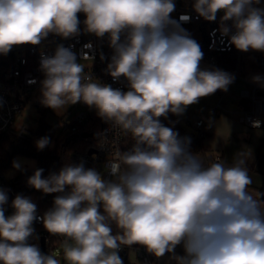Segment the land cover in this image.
<instances>
[{
    "label": "clouds",
    "instance_id": "obj_1",
    "mask_svg": "<svg viewBox=\"0 0 264 264\" xmlns=\"http://www.w3.org/2000/svg\"><path fill=\"white\" fill-rule=\"evenodd\" d=\"M260 3L194 0L192 7L208 22L221 14L218 31L237 50L264 52ZM174 11V0H0V55L14 46L41 45L50 34L80 35L81 13L84 33L107 37L113 54L106 72L113 81L123 77L127 91L85 73L80 61L94 57L84 53L78 61L71 48L58 44L52 55L41 52L39 102L54 112L83 103L134 141L112 152L108 178L83 161L47 177L36 168L28 186L58 194L43 215L29 197L17 194L6 216L8 190L0 188V264H123L119 251L132 245L158 259L167 255L174 264H264V192L251 187L250 150L235 153L231 164H206L191 150L190 137L161 122L217 90L226 92L235 79L220 69L200 68L201 47L171 17ZM252 80L264 88V77ZM252 127L259 129L260 121ZM108 131L97 138L106 139ZM49 144L47 136L36 141L41 151ZM12 167L22 170L20 159ZM35 221L64 238L62 260L30 242L39 239Z\"/></svg>",
    "mask_w": 264,
    "mask_h": 264
},
{
    "label": "built area",
    "instance_id": "obj_2",
    "mask_svg": "<svg viewBox=\"0 0 264 264\" xmlns=\"http://www.w3.org/2000/svg\"><path fill=\"white\" fill-rule=\"evenodd\" d=\"M175 11L171 13V17L176 20L180 26L188 33L192 32L191 38L195 39L193 26L203 18L197 16L193 10L194 0H174ZM81 21V34L69 39H62L59 36L50 34L49 37L42 42L41 45H21L14 46L7 56L0 55V139L10 129L18 116H20L27 102H33L37 109L50 110L51 108L44 107L40 104V81L44 78L43 73L39 70L41 52L46 55L54 54L58 44H63L65 47L71 48L76 53L78 61L82 54L87 53L94 57L91 60H81L85 65V73L91 74L94 78L104 84H109L113 88H119L127 91V81L121 77L119 81H113L112 77L107 74V64L110 62L113 54L112 49L108 46L107 37L98 39L94 35L83 32L84 15L78 14ZM187 15L190 17L188 21H182L181 16ZM217 15L215 22H206L207 30L204 34L203 44V59L200 62H207L211 65H217L218 55H234L239 57L243 52L230 45L227 37H221L219 28V18ZM229 25L231 22H228ZM91 45V47H86ZM101 55L104 59H101ZM260 66L264 71V52L260 54ZM35 81V83H29ZM255 87L250 96V108L243 113V123L251 129L253 120L260 121V128L264 127V93ZM82 109L72 120H67L65 126L72 132L77 131L78 127L88 122L90 115L95 113L94 109H90L87 105L80 103ZM215 114L219 112L215 111ZM184 122L193 127L195 130L194 138L201 140L204 136L206 122L200 115L194 114L185 118ZM259 128V129H260ZM107 132V138L103 136L97 138L88 136L82 137L83 146L79 151L74 153L73 159L75 164L83 161L86 167H94L107 177L106 164L112 159V152L118 146L122 151L130 148L134 141L131 134H124L122 131L113 128L110 124L106 125L101 133ZM90 135V133H87ZM180 137H184L179 134ZM103 146L104 148H100ZM95 157V159H93ZM220 157H215L212 162ZM17 176L7 177L5 172L0 170V188L8 190V203L4 206L5 215H11L14 209L11 207V201L17 194L29 197L35 203L33 197L25 195L24 192L17 186ZM36 204V203H35ZM37 206V215H43L44 210ZM35 234L39 236L38 240H31V243L38 244L41 248L42 239L45 238V246L48 253L60 246L63 237L51 236L43 227L42 223L35 221L33 224ZM47 253V254H48ZM119 255L123 260V264H153L152 254L148 253L145 248L139 245L123 246Z\"/></svg>",
    "mask_w": 264,
    "mask_h": 264
},
{
    "label": "crops",
    "instance_id": "obj_3",
    "mask_svg": "<svg viewBox=\"0 0 264 264\" xmlns=\"http://www.w3.org/2000/svg\"><path fill=\"white\" fill-rule=\"evenodd\" d=\"M258 7L264 8V4ZM261 53L263 52L249 50L239 57L233 56L236 58V63L229 69L200 62L201 69H220L232 74L235 79L226 92L217 90L212 95L200 98L198 103L194 104L198 110L195 113L202 116L206 122L204 136L199 140L202 147L199 154L205 163H210L215 157H220L227 164H231L235 153L240 150L245 152L250 150L251 157L247 161V167L253 178L251 187L259 191L264 181V127L248 128L243 123V113L250 108V96L255 87L261 90L260 93H264V88L252 80L255 75L264 77V71L260 66ZM215 111L219 114H215ZM185 116L187 114L179 116L182 130L191 139H195V130L184 122ZM209 121L212 122L211 127ZM175 251L177 254H183L182 247L178 246ZM152 257L156 264H174L173 261H169L167 255L159 259L154 255Z\"/></svg>",
    "mask_w": 264,
    "mask_h": 264
},
{
    "label": "trees",
    "instance_id": "obj_4",
    "mask_svg": "<svg viewBox=\"0 0 264 264\" xmlns=\"http://www.w3.org/2000/svg\"><path fill=\"white\" fill-rule=\"evenodd\" d=\"M192 30L195 36L194 40L198 44H203L204 32L207 30L206 22L203 20L195 24ZM189 34L191 36L192 32ZM200 47L202 50L203 46L200 45ZM233 56L234 55H218L217 65L223 69L232 68L236 63V56ZM160 119L165 126L173 128L174 131H177L184 137H189L184 134V130H182L179 116L169 113L167 118L161 117ZM106 125L107 124L103 122L95 112L90 115L86 124L78 127L77 131L72 132L69 130V132L63 136L54 138L53 129L41 120L36 135L38 138L44 136L50 138V144L42 151L34 147L30 138L24 135L23 131L10 129L0 139V170L5 172L7 168H10L17 155L33 158L35 160V167L31 171L19 172L17 174V186L25 195L33 197L38 207L45 212L52 207L53 199L58 194H44L41 191L35 190L28 186V177L34 173L36 168H43L44 172L42 175L47 177L50 173H57L64 164H75L73 155L83 146V134L101 133ZM191 150L193 152L202 151L201 142L198 139H191ZM261 191L264 192V181ZM113 228L115 232V226H113Z\"/></svg>",
    "mask_w": 264,
    "mask_h": 264
},
{
    "label": "rangeland",
    "instance_id": "obj_5",
    "mask_svg": "<svg viewBox=\"0 0 264 264\" xmlns=\"http://www.w3.org/2000/svg\"><path fill=\"white\" fill-rule=\"evenodd\" d=\"M261 6L264 4L263 0H261ZM260 4L258 6H260ZM82 109L80 103L75 105H69L67 109H60L57 112H54L52 109L50 110H42L37 109L33 102L29 101L26 103L25 108L20 116H18L12 126V129L15 131H23L24 135L30 138L34 147H36V141L39 139L36 135V131L38 130L39 123L43 120L47 125H49L53 129L54 138L59 136H63L64 134L69 132V129L65 126L67 120H72L78 114V112ZM198 112L196 106L190 105L187 107L185 113L187 116H193ZM37 148V147H36ZM15 159H20L22 162V170L13 169L12 165L10 168L5 170V174L7 177L17 176L19 172L31 171L35 167V160L31 157H26L23 155H17ZM60 246L56 249L52 250L51 253L57 254L61 260L62 255H60ZM63 264V260H62ZM139 264V263H137ZM153 264L156 262L153 260Z\"/></svg>",
    "mask_w": 264,
    "mask_h": 264
},
{
    "label": "water",
    "instance_id": "obj_6",
    "mask_svg": "<svg viewBox=\"0 0 264 264\" xmlns=\"http://www.w3.org/2000/svg\"><path fill=\"white\" fill-rule=\"evenodd\" d=\"M88 136H92V137H95V134H87V133H85V134H83V138H86V137H88ZM40 250H41V252H43V253H45V254H47L48 252H47V250H46V246H45V238H43L42 239V246H41V248H40Z\"/></svg>",
    "mask_w": 264,
    "mask_h": 264
}]
</instances>
